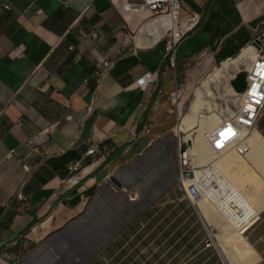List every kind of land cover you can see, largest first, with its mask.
<instances>
[{
	"label": "crops",
	"instance_id": "obj_1",
	"mask_svg": "<svg viewBox=\"0 0 264 264\" xmlns=\"http://www.w3.org/2000/svg\"><path fill=\"white\" fill-rule=\"evenodd\" d=\"M179 15L198 24L171 63L173 32L140 46L149 23L135 27L108 0H0V264H220L178 184L171 94L185 64L221 65L255 41L264 0H182ZM145 72L156 78L143 90ZM51 125L48 156L32 152L27 140ZM255 131L264 144V109ZM255 211L245 238L251 264H264V203Z\"/></svg>",
	"mask_w": 264,
	"mask_h": 264
},
{
	"label": "built area",
	"instance_id": "obj_2",
	"mask_svg": "<svg viewBox=\"0 0 264 264\" xmlns=\"http://www.w3.org/2000/svg\"><path fill=\"white\" fill-rule=\"evenodd\" d=\"M111 5L117 10L121 16L128 17L130 22L137 27L140 23H153L156 14H166L174 17L173 36H169L165 40L166 56L171 63L174 62V54L177 45L185 38L191 31L195 29L198 24V17L192 15L186 18H181L179 15L182 0H108ZM6 7V6H4ZM161 30V29H158ZM126 41L134 42L135 35L132 33L127 36ZM260 49H257V55L254 61L251 62L250 68L244 70L245 86L240 92L236 91L238 96V107L233 113V116L225 119L213 131L209 133L208 144L217 153H224L227 151H236L240 156L247 151L248 145L244 142L247 140V135L251 131H255L256 123L260 118L264 109V30L255 39ZM253 44H249L250 46ZM247 46V47H248ZM122 49H118L111 59L103 60L96 65L97 83L101 81L107 71L114 65ZM240 73V72H239ZM237 73L236 75H238ZM156 75L152 72H145L138 80L135 81V87L139 89H146L155 81ZM177 87L171 94L172 103L177 106L176 100L180 91ZM177 109V107H175ZM177 109V113H178ZM180 113V112H179ZM53 125L39 131L30 139L27 140V145L32 149V152L41 153L48 156L46 152V136L51 133ZM147 132L149 130L147 129ZM185 144V143H183ZM178 158L180 163V174L178 178L179 187L183 195L195 205L197 201L203 198L205 192L203 190L212 188V190H221V195L211 194L208 196L210 201L214 204L219 200H223L229 205L230 212L237 216L231 224L233 230L239 235L245 237L246 232L258 220V213L255 209L245 202H238L236 199L237 191L230 185L225 175L213 165H206L202 175L197 177L196 171L193 168L188 169L189 162L187 159V149L182 146V142L177 143ZM95 148L89 150V154L94 153ZM13 151L8 155L11 156ZM79 164H74L69 167L70 172L76 171ZM218 176L221 182L216 181L213 177ZM207 179L210 180L207 183ZM186 183V184H185ZM208 193V192H207ZM20 198V196H18ZM231 219V218H230ZM230 219H228L230 221ZM211 238L206 242V247H209Z\"/></svg>",
	"mask_w": 264,
	"mask_h": 264
},
{
	"label": "bare ground",
	"instance_id": "obj_3",
	"mask_svg": "<svg viewBox=\"0 0 264 264\" xmlns=\"http://www.w3.org/2000/svg\"><path fill=\"white\" fill-rule=\"evenodd\" d=\"M154 18L153 23H149L139 32L138 45L147 46L148 44L158 41L163 36L168 35L169 31L173 32V29H171L174 28L173 17L164 14H156ZM256 55L257 49L252 45L248 46L236 58L222 63L219 68L215 69L211 75H209L202 86L196 90L195 98L190 106L189 113L180 122L177 131L179 133H187L195 127L199 128V137L196 139L194 138L195 144L193 143L194 141L192 142V144L196 146L195 154L198 158L207 160L215 156V151L207 141L209 133L235 113L239 99L231 86V80L242 70H248L251 62L256 58ZM215 95H219L223 101V109L221 111L219 110L220 112L218 114L213 112L214 101L216 100ZM230 103H233V112H229ZM204 131H207V137ZM244 143L251 148L250 152L247 154V158L255 162L258 167H261V170H264V150L262 148L264 144L259 134L256 131H253L251 134L248 133L247 140ZM241 158V156L236 155L229 158L226 163H219V167H214L218 170L220 169L223 175L228 179L226 181H229L230 185L236 189L237 196L235 200L238 202H245L256 209L257 203H264V187L253 178L251 173L244 166V161ZM234 165L238 166V170H235ZM196 175L199 177L198 175L201 174L196 172ZM208 181L209 179H207V182ZM217 181L221 182L222 180L218 178ZM203 191L205 192L203 198L197 201L195 205L200 212L202 220L208 219L215 227H225L227 229L229 237L227 236L226 239L221 240V245H217V248L219 249V247H221L225 255L223 252L222 254L226 256L228 264L253 263V261L257 260L253 248L244 236L239 235L233 230L231 225L234 220H237L236 214L230 212L229 205L225 201L219 200L213 204L208 198L210 194L214 196L220 193L221 195V190L218 191L208 188ZM219 209H222V212L225 211L224 213L220 212V216L216 215L214 212L221 211ZM223 218L226 220L224 225L221 223V219ZM228 219H230V221ZM237 242L244 244L245 249L243 251L236 246ZM228 245H231L233 248L231 249L234 251H228L226 249Z\"/></svg>",
	"mask_w": 264,
	"mask_h": 264
},
{
	"label": "rangeland",
	"instance_id": "obj_4",
	"mask_svg": "<svg viewBox=\"0 0 264 264\" xmlns=\"http://www.w3.org/2000/svg\"><path fill=\"white\" fill-rule=\"evenodd\" d=\"M134 35L137 36V31H134ZM220 66H221L220 64H213L211 61L207 62V61H203L201 59H196L192 63L187 64V65L185 64L183 67H181L179 69V73H180L179 76H180V80H181V87H180L181 90L179 91V94H178V97H177V100H176L177 106H175V107H177L178 111L181 114L179 123L189 113L190 106H191V104H192V102H193V100L195 98L196 90L198 88H200L202 86V84L205 82V80L209 77V75H211V73L215 69L219 68ZM244 70H242L241 72L245 73ZM215 97H216V100L214 101L213 112L215 114H218L223 109V101H222V98L219 95H215ZM233 107H234L233 103H230L229 104V108H230L229 112H233L234 111ZM252 132L253 131H251L249 133L251 134ZM173 133H175V135H176V137H175L176 143H178L179 141L182 142V146L185 149H187L186 154H187V159H188V162H189V166H187V168L188 169L193 168L194 171L199 172V174H201V175H202L201 172H203V170H205V168H206L207 162H210V161L212 162L213 161L214 162V166L219 167V163H221V162H225L226 163L229 160V158H232L233 156L239 155L236 151L235 152L234 151H227V152H224L222 154L215 152V156L210 158V159H207V160L200 159L195 154L196 146L194 145L195 144V139L197 137H199V134H200L199 128L195 127V128L191 129L187 133H179L178 131L176 133V128H175V131H173ZM204 134L207 137V135H208L207 131H204ZM192 142L194 144H192ZM183 143H185V144H183ZM241 157H242L241 159L244 161V166L248 169V171L251 173L253 178L258 183L260 182L259 184H261L264 187V179L262 177H260L259 173H257L259 175L258 176L251 169V167L248 164L246 166V164H245V160L246 159H244V158L247 157V154L245 155V157H243V156H241ZM248 159H250V158H248ZM253 164H254L255 167H257L258 169L261 170V167H258V165L255 162ZM236 166L237 165H234V168H235V170H238V166L237 167ZM219 171H221V170L219 169ZM261 171H262V175L264 176V170L262 169ZM220 173L223 174L222 171ZM201 175H198V176L200 177ZM213 178L216 179V181H217L219 177L216 176V177H213ZM209 182H210V180L207 183H209ZM192 206H193V209L195 210V212L197 213V216H198V217H196L194 215L196 217V219H197V222H198L200 234L203 236V238L206 237V239H207V238H209V235H208L206 227L203 224V221H202V219L200 217V212L197 211V206L196 205H192ZM219 210H221V211H214L215 214L218 215V216H220V212H222V209H219ZM224 212L225 211H223L222 213H224ZM181 217L184 218V216H181ZM221 223L223 225L226 223L225 218L221 219ZM207 228L214 235V239L211 240V243H210V246H209L210 250L212 251L213 255L218 259V262L220 264H228V260H227L226 256H223L224 252L221 250V247H219V249L217 248V245H221V240L226 239L227 236L229 237L227 229L225 227H215V226H209ZM221 238H223V239H221ZM236 246L241 251H243L245 249L244 244L241 243V242H237ZM231 248H232V246L228 245V247L226 249L228 251H230V252L234 251V250H232L233 248L232 249ZM222 252H223V254H222ZM183 257H184L183 258V264H188L187 262H188L189 256H186L184 254Z\"/></svg>",
	"mask_w": 264,
	"mask_h": 264
},
{
	"label": "trees",
	"instance_id": "obj_5",
	"mask_svg": "<svg viewBox=\"0 0 264 264\" xmlns=\"http://www.w3.org/2000/svg\"><path fill=\"white\" fill-rule=\"evenodd\" d=\"M245 76H246V74L241 72L231 81V85L235 91L240 92L244 89Z\"/></svg>",
	"mask_w": 264,
	"mask_h": 264
},
{
	"label": "water",
	"instance_id": "obj_6",
	"mask_svg": "<svg viewBox=\"0 0 264 264\" xmlns=\"http://www.w3.org/2000/svg\"><path fill=\"white\" fill-rule=\"evenodd\" d=\"M252 44H253V46H255L257 49H260V47H261V46L259 45V43H258L256 40L253 41ZM236 76H237V75H236ZM236 76H235V77H236ZM235 77H234V78H235ZM234 78H233V79H234ZM231 86H232V85H231ZM233 89H234V88H233ZM109 180H110V182H111L115 187H118V188H119V187L121 186L120 183H119L115 178H110Z\"/></svg>",
	"mask_w": 264,
	"mask_h": 264
}]
</instances>
